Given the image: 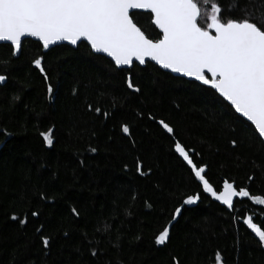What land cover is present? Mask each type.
<instances>
[{
    "label": "trees",
    "instance_id": "trees-1",
    "mask_svg": "<svg viewBox=\"0 0 264 264\" xmlns=\"http://www.w3.org/2000/svg\"><path fill=\"white\" fill-rule=\"evenodd\" d=\"M220 3L225 16L242 7L264 15V0H236L231 12L232 0ZM133 18L158 37L148 13ZM123 69L85 42L45 52L25 39L18 57L0 44V264H217V251L222 264H264V247L243 223L254 217L264 228V205L238 197L233 209L221 206L174 150L179 140L198 153L194 162L208 166L217 191L227 179L264 196V143L254 126L211 87L150 62ZM129 71L139 92L123 82ZM49 129L51 145L41 135ZM195 194L196 203H183ZM166 225L169 239L157 245Z\"/></svg>",
    "mask_w": 264,
    "mask_h": 264
},
{
    "label": "snow or ice",
    "instance_id": "snow-or-ice-1",
    "mask_svg": "<svg viewBox=\"0 0 264 264\" xmlns=\"http://www.w3.org/2000/svg\"><path fill=\"white\" fill-rule=\"evenodd\" d=\"M236 7V0H232L228 11ZM137 10L149 14L151 24L159 30L158 37L150 38L134 21ZM224 11L220 0H0V42H9L12 55L16 56L22 50L23 38L27 37L37 38L44 49L59 41L71 45L86 41L94 52L110 57L120 71H124L122 66H131L134 62L145 65L155 61L164 69L182 73L215 89L236 113L251 122L264 143V15H254L247 7L240 8L238 16H225ZM42 59L37 57L32 64L44 73ZM6 79L0 75V82ZM44 79H48L46 74ZM123 82L129 90L140 91L130 71ZM47 90L52 91L51 84ZM95 112L100 113L101 109L97 107ZM159 124L174 135L175 130L168 123L160 120ZM121 130L131 134L127 123L121 125ZM51 131L41 133L49 145L53 142ZM230 143L236 145L237 141L233 139ZM174 150L190 167L202 191L228 209L234 208L236 197H247L264 205V196H250L246 187L237 189L227 179L217 191L207 178L208 166L194 162L193 156L198 153L190 155L179 140L174 141ZM136 165L137 172L143 175L139 159ZM198 199L199 194L188 195L183 203L194 204ZM180 212L181 208H176L172 219ZM12 218L17 219L15 215ZM253 219L246 216L243 223L264 247V228L257 226ZM19 222L25 224L26 219L21 218ZM169 235L170 227L166 225L155 236V243L164 244ZM41 242L47 248L49 237L42 236ZM215 258L217 264H222L219 251Z\"/></svg>",
    "mask_w": 264,
    "mask_h": 264
},
{
    "label": "water",
    "instance_id": "water-1",
    "mask_svg": "<svg viewBox=\"0 0 264 264\" xmlns=\"http://www.w3.org/2000/svg\"><path fill=\"white\" fill-rule=\"evenodd\" d=\"M136 12H145V13H147L146 11H143V10H137ZM25 39H31V40H34V41H38V39L37 38H35V37H27V38H23V41L25 40ZM39 42V41H38ZM80 43H82V42H78V44L77 45H71L69 42H67V41H59V42H57V43H55V44H53V45H50V47L48 48V49H44L43 48V50L45 51V52H47L49 49H51V48H53V47H55V46H58V45H62V44H67V45H69V46H71V47H74V48H76ZM85 43L87 44V42L85 41ZM0 44H9V42H0ZM42 45V44H41ZM93 51V50H92ZM94 52V51H93ZM20 53H21V51L15 56V57H18L19 55H20ZM95 54H99V55H103V56H105V57H107L108 59H110L111 60V58L110 57H108L106 54H103V53H96V52H94ZM112 61V60H111ZM148 62H150V63H154L155 65H157L159 68H161L162 70H164V71H166V72H169V73H171V74H173V75H175V76H180V77H183V78H186V79H188V80H193V81H196L194 78H190V77H187V76H184L182 73H176V72H172L171 70H169V69H164V68H162L161 66H159L158 64H156L155 63V61H148ZM147 62V63H148ZM114 63V62H113ZM146 63V64H147ZM134 64H138V65H140V66H145V65H141V64H139V62H134L133 63V65H131V66H122V68H131V67H133L134 66ZM0 75H2V74H0ZM6 81H7V79H6ZM6 81L5 82H0V85H4L5 83H6ZM197 82H199V81H197ZM200 84H202L201 82H199ZM204 85V84H203ZM205 86H208V87H210L209 85H205ZM215 90V89H214ZM216 91V90H215ZM218 93V92H217ZM219 94V93H218ZM219 96H220V94H219ZM222 97V96H221ZM223 98V97H222ZM224 99V98H223ZM225 100V99H224ZM225 101H227V100H225ZM229 104H230V102L229 101H227ZM230 106H231V104H230ZM235 110V109H234ZM238 115H240L239 113H237ZM241 116V115H240ZM242 117V116H241ZM243 119H245L246 121H247V119L246 118H244V117H242ZM247 122H249L250 124H251V122L250 121H247ZM237 198L238 197H236V198H234V204H235V201L237 200ZM214 199V198H213ZM215 200V199H214ZM216 201V200H215ZM217 203H219L221 206H224V207H226L225 205H223L221 202H219V201H216Z\"/></svg>",
    "mask_w": 264,
    "mask_h": 264
}]
</instances>
